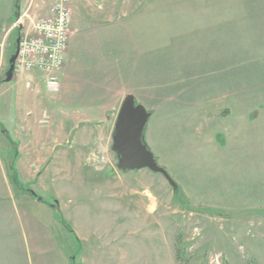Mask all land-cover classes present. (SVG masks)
<instances>
[{
	"label": "crops",
	"instance_id": "crops-1",
	"mask_svg": "<svg viewBox=\"0 0 264 264\" xmlns=\"http://www.w3.org/2000/svg\"><path fill=\"white\" fill-rule=\"evenodd\" d=\"M48 1L51 4L53 0ZM256 1L231 2L233 11H226L225 0H199L194 5L201 13H195V19L206 22L205 27H209L192 33L194 38L205 34L202 46L194 43L189 49V53L201 56L197 59L192 56L191 62L184 63L183 75L170 80L173 86L164 97L162 109L158 110V105L153 104L156 85L160 83L159 46L155 43L159 30L155 28L154 17L153 23L147 27L142 25L135 31L121 33L120 73L115 77L110 63L96 68L86 64L62 65L59 90L53 99L54 108L45 86V77L40 71L14 70L10 78L7 75L19 34V26L15 27L17 19L21 16V32H25L30 25L24 16L37 19L48 13V7H44V0H20V13L14 17L15 0H0V264H71L68 261L69 253L65 252L69 235L62 225L63 220L57 218L56 214L61 212L58 200L54 198L53 202L46 201L27 184L32 179L40 184L56 179L52 164L53 151L50 152V149L54 150L61 141L68 142L70 135L78 138L74 140V145H77L82 128L94 131L95 126H106L111 131L120 106L128 95L133 96L136 104L141 103L151 112L147 121L152 122V128L157 129L159 135L172 134L169 143L170 147L172 144L174 146L171 151L179 164L175 172L169 171V175L191 205L203 206L221 220L229 217V211L225 209L228 207L250 214L234 215L231 221L240 224V219L244 218L243 222H249L252 229H256L254 232L249 229L244 232L246 227H243L239 236L244 242L243 252L264 264V216L256 213H264V176L256 173L243 180V184L250 187L251 184L261 185V191L239 190L234 194L225 184L226 175L219 171L226 163L225 147L231 139L233 146L249 138L254 143L264 142V109L239 110L237 118L230 120V112L220 111V107L214 106L201 108L200 105L205 101L219 102L218 93H223L219 88L241 83L237 71L240 68H234V63H230V69L226 70L223 60V53L234 52L235 44L237 51L240 50V36L233 31H226L220 23L225 20H264V12L257 10ZM29 2L31 5L27 8ZM84 2L73 0L77 9L82 4L81 9L86 12L85 18L77 10L80 27L74 29L81 30L85 20L91 15L96 18L99 14L96 13L101 4L98 0ZM127 3L128 0H121L122 5ZM73 17L72 13L71 26ZM73 28L70 27L71 33ZM143 39L149 42L147 46L144 44V48L140 46ZM131 44L141 48L135 59H139L137 65L142 76L138 78L134 74L135 80L140 82L141 87L146 86L149 94L142 91L135 93L124 80L128 68L127 48ZM230 45L232 47H227ZM187 84L201 85L202 90L208 91L207 96L180 93L182 86ZM54 123L57 135L50 137L49 127ZM245 131L248 134H242ZM178 134L185 137H178ZM177 140L187 141V145L179 147ZM150 151L159 158L155 151ZM235 153L239 154L238 151ZM253 154L256 161L257 156L255 152ZM232 177L240 183V176ZM25 186L27 189H24Z\"/></svg>",
	"mask_w": 264,
	"mask_h": 264
},
{
	"label": "rangeland",
	"instance_id": "rangeland-1",
	"mask_svg": "<svg viewBox=\"0 0 264 264\" xmlns=\"http://www.w3.org/2000/svg\"><path fill=\"white\" fill-rule=\"evenodd\" d=\"M98 1L101 4L97 12L94 8L99 13L98 16L94 18L91 15L85 20L82 29L78 30L74 29L80 27L77 10L84 14L83 17L86 12L82 11V4L77 9V4L75 6L73 0H70L71 15H74V22L72 26L70 23V27H74V31L71 33L69 27L62 65L86 64L96 68L110 63L115 77L120 73L121 33L135 31L142 25L147 27L153 23L154 17L155 28L159 30L155 43L159 46L160 83L156 85V99L153 104L158 105V110H161L165 103L164 97L173 86L169 83L170 80L183 75L184 63L191 62L192 56L195 59L201 56L189 53L194 43L202 46L205 40V34L194 38L192 33L209 28L205 27L206 22L194 17L195 13H200L194 8L199 0H128L125 6L121 4V0ZM237 1L225 0L226 11H233L234 5L231 6V2ZM52 3L44 0L43 5L49 10ZM256 3L257 10L264 12V0H257ZM30 5L29 2L27 8ZM17 6L15 11L19 14L20 0ZM20 17L15 26H19L18 33L23 28ZM24 18L30 25L25 31L29 34L31 24L36 19L28 16ZM220 25L226 31H233L240 36V50L237 51L235 44V51L223 53V60L226 70L230 69V63H234V68H240L237 70L238 78L242 81L219 88L223 92L218 93L219 102L205 101L200 105L201 108L220 107V111L230 112V120H233L237 118L239 110L264 109V20H225ZM144 44H149L147 39H143L140 46L144 48ZM126 48L127 46L125 51ZM138 48L139 46L132 44L127 48L128 68L124 80L135 93L142 91L149 94L147 87H141L140 82L135 80L134 74L138 78L142 76L137 65L139 59H135L141 51ZM182 87L180 93L207 96L208 91L202 90L201 85L187 84ZM58 90L48 91L54 108L53 99L56 98ZM52 120L50 117V121ZM49 129L50 137L57 135L55 123ZM93 130L95 132L82 128L77 145H74V140L78 138L70 135L68 142L61 141L54 150L50 149V152L53 151L54 166H51L56 179L44 181L42 184L32 179L27 184L28 188L32 187L46 201L53 202L54 198L58 200L61 212L56 214L57 218L63 220L64 223H60H63L61 224L69 235L65 252L69 253L68 261L71 264H261L255 257L243 252L244 242L239 236L243 227H246L244 232L248 229L254 232L256 229L253 230L249 222H243L244 218L240 219V224L238 221L236 224L231 221L234 215H250L249 213H240L237 209L228 207L225 209L229 211V217L218 219L217 214L207 212L205 207L191 205L170 175L172 183L160 173L145 167L123 170L118 162L119 155L112 149L114 126L111 131L106 126H95ZM245 132L242 134H248ZM171 136L168 133L159 135L157 129L152 128L150 120L146 122L139 136L144 146L159 156L157 163L168 174L170 170L175 172L179 164L171 151V148L174 150L173 144L170 147L169 143ZM178 137L185 135L178 134ZM177 142L179 147L187 145V141ZM236 151L240 156L236 155ZM253 152L257 156L256 161L253 159ZM263 152L264 142L254 143L250 138L242 139L235 146L232 139L227 143L226 163L219 171L226 175L225 184L230 191L234 194L239 190L261 191V185L251 184L250 187L243 184V180L256 173L264 176ZM237 156L240 158L239 163ZM232 175L240 176V183ZM256 213L264 216L262 212Z\"/></svg>",
	"mask_w": 264,
	"mask_h": 264
},
{
	"label": "built area",
	"instance_id": "built-area-1",
	"mask_svg": "<svg viewBox=\"0 0 264 264\" xmlns=\"http://www.w3.org/2000/svg\"><path fill=\"white\" fill-rule=\"evenodd\" d=\"M71 16L70 0H54L48 13L32 22L29 34L20 32L13 71L38 70L45 77L46 89L57 91Z\"/></svg>",
	"mask_w": 264,
	"mask_h": 264
},
{
	"label": "water",
	"instance_id": "water-1",
	"mask_svg": "<svg viewBox=\"0 0 264 264\" xmlns=\"http://www.w3.org/2000/svg\"><path fill=\"white\" fill-rule=\"evenodd\" d=\"M18 40L16 41V43ZM16 52L10 58L8 77L13 71ZM148 119V112L141 104H135L132 95L123 100L114 124L112 149L119 155V165L125 169L145 167L153 172L160 173L169 183L172 180L166 170L155 162L146 146L140 141Z\"/></svg>",
	"mask_w": 264,
	"mask_h": 264
},
{
	"label": "trees",
	"instance_id": "trees-1",
	"mask_svg": "<svg viewBox=\"0 0 264 264\" xmlns=\"http://www.w3.org/2000/svg\"><path fill=\"white\" fill-rule=\"evenodd\" d=\"M17 4H18V0H15V2H14V8H15V10L17 9ZM15 16L14 17H17L18 16V11H15V14H14ZM135 103V102H134ZM136 104V103H135ZM148 112V116H150L151 115V112L150 111H147ZM147 148V147H146ZM147 150H148V152L151 154V156H152V158H153V160L155 161V162H157V158H156V156L147 148ZM123 170H125V171H128L129 169H125V168H123ZM173 186L175 187V184H173Z\"/></svg>",
	"mask_w": 264,
	"mask_h": 264
}]
</instances>
